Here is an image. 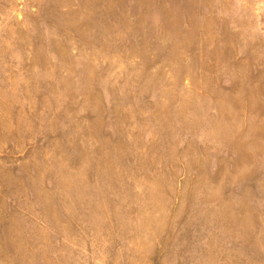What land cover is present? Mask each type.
<instances>
[{"label": "rangeland", "instance_id": "1", "mask_svg": "<svg viewBox=\"0 0 264 264\" xmlns=\"http://www.w3.org/2000/svg\"><path fill=\"white\" fill-rule=\"evenodd\" d=\"M0 264H264V0H0Z\"/></svg>", "mask_w": 264, "mask_h": 264}]
</instances>
